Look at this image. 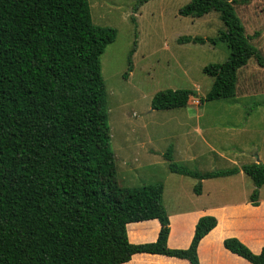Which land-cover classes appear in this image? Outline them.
I'll return each instance as SVG.
<instances>
[{
  "label": "trees",
  "instance_id": "1",
  "mask_svg": "<svg viewBox=\"0 0 264 264\" xmlns=\"http://www.w3.org/2000/svg\"><path fill=\"white\" fill-rule=\"evenodd\" d=\"M245 3L189 0L177 10L189 18L216 13L223 25L214 38L176 39L180 45L222 43L227 49L223 62L202 68L212 82L199 105L232 97L236 72L250 58L264 68L234 13L235 5ZM114 38L113 28L92 24L87 0H0V264H122L135 254L198 264L197 244L215 219L198 218L188 247L169 249L162 185L123 187L116 181L99 67ZM133 50L134 45L128 68ZM190 95L156 92L149 109L184 107ZM161 156L170 174L196 181L194 194L200 181L237 172L188 169L172 160L169 149ZM240 171L254 187L248 201L256 206L264 165L246 164ZM153 219L159 225L153 242L127 241L126 224ZM221 244L249 264H264V249L253 254L234 238Z\"/></svg>",
  "mask_w": 264,
  "mask_h": 264
},
{
  "label": "rangeland",
  "instance_id": "2",
  "mask_svg": "<svg viewBox=\"0 0 264 264\" xmlns=\"http://www.w3.org/2000/svg\"><path fill=\"white\" fill-rule=\"evenodd\" d=\"M188 1L148 0L139 5L140 0H87L92 24L115 30L114 41L99 57V67L105 92L109 145L115 157L116 181L128 187L160 183L162 204L169 215L180 209L196 208L198 203L191 195V187L195 184L193 179L170 174L166 162L148 152L150 149L158 153L167 149L171 152L173 143L176 144L172 138H177L179 128L171 127L167 120L197 114L223 119L224 124L212 133L213 140L215 137L219 139L217 145L223 153L231 152L237 157L239 152L237 155L232 152L235 148L239 151L243 145L237 129L241 125L237 123L247 117L248 127L255 131L244 136V148L252 154L256 141L264 144V68H259L254 58L236 72L232 98L204 102L202 106L193 105L195 100L205 95L212 82V78L202 73V68L223 62L228 52L222 43H176V39L183 36L214 38L218 31L223 30L216 13L200 18L179 17L178 8ZM234 13L264 61V0H246L243 5L234 6ZM253 34L257 36L253 37ZM133 45L128 68L127 57ZM162 90H189L191 95L184 107L151 111V97ZM254 103L259 105L252 108ZM205 138L212 139L207 135ZM134 157L138 170L134 174H124L123 161H132ZM246 158L238 156L224 162L214 159L212 164L211 159H199L183 166L199 172L221 170L230 168L232 164H247ZM210 182L217 186L232 182L236 188L241 186L244 189L252 186L251 181L240 173ZM261 195L264 196V187Z\"/></svg>",
  "mask_w": 264,
  "mask_h": 264
},
{
  "label": "crops",
  "instance_id": "3",
  "mask_svg": "<svg viewBox=\"0 0 264 264\" xmlns=\"http://www.w3.org/2000/svg\"><path fill=\"white\" fill-rule=\"evenodd\" d=\"M193 105L202 106V104L199 105L197 103V100L194 101ZM222 120L223 119L205 118L200 114H197L194 117L188 116L181 119L167 120L171 127L179 128L177 130V132H179L177 138H172L176 142V144L173 143L171 148L172 160L180 165H185L186 163H192L199 159H202L203 161L211 159L212 164L214 159L224 162L230 158L235 159L238 156L239 158L246 156V159H248L247 164L260 163L264 165V149H262L264 144H259L256 141V144H254V148L252 149V154H249L244 148V136H249L250 133L255 131L248 127L250 122L248 123L247 117L245 119L241 118V120H239L240 122L237 123L241 125L237 129L242 137L243 145H240L239 151L235 148L232 153L237 155V152H239V155L236 157L231 154V152H229V154L223 153L224 151L217 145L219 139L215 137L216 139L213 140L212 135L213 131L220 129L224 124ZM206 135L212 137V139L207 140L205 138ZM148 152L155 157H160L164 160L161 156L163 153H158L151 149L148 150ZM122 164L124 174H134L139 167L136 165L137 160L135 157L132 161L125 159ZM242 165L246 164H232L230 168H236L237 172L234 175L219 178L226 179L236 176L239 173L243 175L240 171ZM214 170L216 169H213L212 171ZM213 179L200 181L198 194H194L191 187L192 199L198 203L196 208L180 209L170 215L169 213L167 214L168 234L166 246L173 250L186 249L191 240L197 219L203 216H210L215 219L216 224L215 227L203 236L197 244L196 257L198 264H249L240 257L223 249L221 243L225 238H234L253 254H257L261 249H264V196L261 195L264 185L257 189V205L251 206L248 198L254 189L253 185L249 186L247 189H244L241 186H237L236 188V186H233L234 183L232 182H225L226 184L224 186H217L214 184L215 182H210V180ZM193 181L196 183L195 180ZM117 183L119 186H122L118 181ZM158 229L159 225L154 219L128 223L125 226L126 238L130 244L150 243L156 239ZM122 264L188 263L185 260L167 256L135 254L132 255L127 262Z\"/></svg>",
  "mask_w": 264,
  "mask_h": 264
}]
</instances>
